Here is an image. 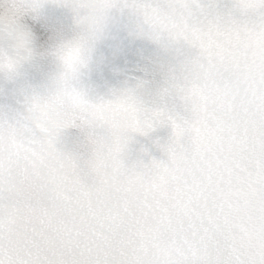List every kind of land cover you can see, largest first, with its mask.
<instances>
[{
    "label": "snow or ice",
    "instance_id": "obj_1",
    "mask_svg": "<svg viewBox=\"0 0 264 264\" xmlns=\"http://www.w3.org/2000/svg\"><path fill=\"white\" fill-rule=\"evenodd\" d=\"M0 264H264V0H0Z\"/></svg>",
    "mask_w": 264,
    "mask_h": 264
}]
</instances>
